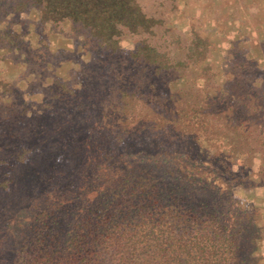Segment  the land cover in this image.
Instances as JSON below:
<instances>
[{
	"label": "trees",
	"instance_id": "trees-1",
	"mask_svg": "<svg viewBox=\"0 0 264 264\" xmlns=\"http://www.w3.org/2000/svg\"><path fill=\"white\" fill-rule=\"evenodd\" d=\"M27 1L37 7L40 21L77 24L110 51L117 50L122 35L135 36L129 56L156 73L187 63L149 41L162 20L138 0H24L17 5ZM1 34L10 38L7 31ZM207 44L195 34L186 56L202 59ZM240 77L227 73L225 80L234 83L226 96L200 95L203 85L196 84L195 96L188 97L190 89L176 80L173 86L165 82L156 97L111 98L108 110L96 116V127L108 124L103 136L97 129L88 132V125L77 131L89 138L86 152L94 159L89 183L82 179L85 170H76L78 161L57 171L63 187H53L60 192L58 201L44 213V221L47 213L51 217L43 237L36 238L43 258L30 262L241 264L250 254L241 252L243 245L264 236L252 209L237 196L239 189L264 183V164L254 162L255 153L264 157V97H249V86L238 93L245 84ZM256 121L262 129L252 127ZM252 260L264 264V255L253 248Z\"/></svg>",
	"mask_w": 264,
	"mask_h": 264
},
{
	"label": "rangeland",
	"instance_id": "rangeland-1",
	"mask_svg": "<svg viewBox=\"0 0 264 264\" xmlns=\"http://www.w3.org/2000/svg\"><path fill=\"white\" fill-rule=\"evenodd\" d=\"M19 1L24 0H0V35L7 31L10 37L0 36V264H32L34 256L42 261L36 238L43 237L51 217L47 213L44 221V213L58 201L55 189L63 187L57 171L78 161L84 183L89 179L94 160L86 152L89 138L77 131L88 125V132L97 129L103 136L108 124L96 127V116L108 110L111 98L156 97L165 82L173 86L176 80L190 89L188 97L195 96L196 84L203 85L200 95L226 96L234 83L225 80L231 70L245 83L238 93L249 86V97H264L259 94L264 91V0H138L162 20L149 41L171 58L187 61L167 73L129 56L135 36L122 35L117 50L110 51L77 24L40 21L34 4ZM195 34L208 40L199 60L185 52ZM96 146L102 155V142ZM255 155L254 162L263 165L264 157ZM237 196L252 209L264 235V183L239 189ZM252 247L264 255V236L243 245L241 252L250 254L241 264H253Z\"/></svg>",
	"mask_w": 264,
	"mask_h": 264
}]
</instances>
